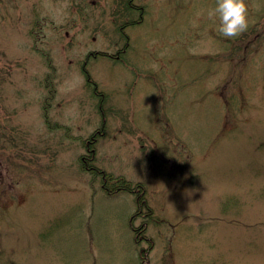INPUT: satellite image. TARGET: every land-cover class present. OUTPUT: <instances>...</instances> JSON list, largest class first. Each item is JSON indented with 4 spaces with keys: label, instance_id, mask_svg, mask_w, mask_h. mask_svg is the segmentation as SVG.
<instances>
[{
    "label": "rangeland",
    "instance_id": "obj_1",
    "mask_svg": "<svg viewBox=\"0 0 264 264\" xmlns=\"http://www.w3.org/2000/svg\"><path fill=\"white\" fill-rule=\"evenodd\" d=\"M247 2L228 39L215 0H0V264H264V0ZM103 117L94 163L145 185L133 222L136 195L81 167Z\"/></svg>",
    "mask_w": 264,
    "mask_h": 264
},
{
    "label": "trees",
    "instance_id": "obj_2",
    "mask_svg": "<svg viewBox=\"0 0 264 264\" xmlns=\"http://www.w3.org/2000/svg\"><path fill=\"white\" fill-rule=\"evenodd\" d=\"M127 8L128 9H133L137 8L139 9L140 7L135 5L132 1L131 3H127ZM127 24V22H125ZM102 53V52H101ZM121 51L118 53L120 56ZM92 55L96 54L91 52ZM84 72L86 74V77L90 81V76L88 74V71L86 67L84 66ZM92 83V81H90ZM98 92L96 89V85H94V93ZM102 96V92H101ZM105 126H106V119L103 117L102 119V124L100 127H97L91 135L84 140V146L86 149V152L83 153L80 157V163L82 169L91 172L94 176H99L101 180V188L107 193V194H114L118 193L121 191H130L133 192L136 195V202H137V209L132 215L131 221L133 222L134 219L142 213V208L147 205V199H146V189L145 185L142 181H132L124 177L123 175H114L111 172H108L98 165L94 163L96 159V152H97V147H96V142L98 138L101 135H104L105 132ZM133 224V223H132ZM134 230L136 231V239L139 242L142 238H145V236H137V234L142 232L145 229V225H140L138 227L134 226ZM141 237V239H140Z\"/></svg>",
    "mask_w": 264,
    "mask_h": 264
},
{
    "label": "clouds",
    "instance_id": "obj_3",
    "mask_svg": "<svg viewBox=\"0 0 264 264\" xmlns=\"http://www.w3.org/2000/svg\"><path fill=\"white\" fill-rule=\"evenodd\" d=\"M259 5L255 8L259 10ZM209 20H218V33L228 39L239 37L249 27L247 0H215V6L207 10Z\"/></svg>",
    "mask_w": 264,
    "mask_h": 264
}]
</instances>
